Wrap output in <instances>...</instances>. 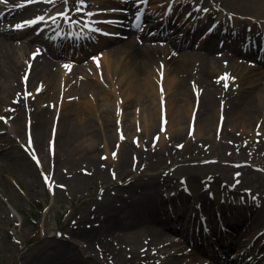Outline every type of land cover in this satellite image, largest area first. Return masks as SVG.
Here are the masks:
<instances>
[{
    "label": "bare ground",
    "instance_id": "bare-ground-1",
    "mask_svg": "<svg viewBox=\"0 0 264 264\" xmlns=\"http://www.w3.org/2000/svg\"><path fill=\"white\" fill-rule=\"evenodd\" d=\"M2 1L0 123L5 121V135H0V166L18 165L30 184L37 182L38 175L66 187L94 174H102L105 180L104 196L93 199L96 205L85 207L77 226L69 229L71 246L50 236L24 250L26 240L14 248V258L21 255L17 264H203L197 249L183 247V238L172 236L181 229V216H215L213 235L220 253L203 229H194L192 237L202 251L209 248L207 252L217 257L235 245L237 258H218L220 264L236 260L260 264L253 251L247 257L245 252L264 226L262 197L253 199L255 209L244 206L239 198L226 196L219 182L203 190L193 171L184 176L188 195L163 175L171 163L178 169L220 156L242 166L251 162L264 168V60L253 67L246 62L264 52V0H199L203 9L208 5L224 14L214 21L216 29L207 33L206 40L197 38L204 24L193 29L196 21L188 37L187 26L174 34L180 26L169 21L181 13L177 0L168 1L163 20L149 22L140 5L127 0V9L120 12L122 23L112 29L97 28L96 20L88 26L80 18L68 28L77 9L93 16L101 7L96 0ZM65 12L68 19L60 15ZM37 17L44 19L34 25L25 23ZM77 39L90 50L112 46L100 62L59 60L85 52L87 46L78 48L73 43ZM105 68L111 81L119 76L117 82L104 81ZM133 106H141L142 111L132 114ZM102 115L106 120L101 125L109 126L113 120L118 124L115 132L108 131L112 141L107 143L106 157L89 143L101 134L97 120ZM133 126L142 130L133 131ZM120 131L128 137L120 136ZM143 132L147 138L136 145L134 137L141 138ZM157 135L160 141L155 145ZM180 138L187 142L176 150ZM52 139L53 152L46 148ZM28 149L40 163L30 159ZM211 176L220 180L218 173ZM242 178L239 173L231 180L240 184ZM174 188L179 192L172 194ZM158 221L160 226L155 225ZM163 221L168 229L161 226ZM240 225L246 227L243 231L251 230V237L245 239L235 231ZM139 231L146 234L140 237Z\"/></svg>",
    "mask_w": 264,
    "mask_h": 264
},
{
    "label": "rangeland",
    "instance_id": "rangeland-1",
    "mask_svg": "<svg viewBox=\"0 0 264 264\" xmlns=\"http://www.w3.org/2000/svg\"><path fill=\"white\" fill-rule=\"evenodd\" d=\"M98 4L101 5L98 8L94 15L88 14L86 12L77 13L76 16L78 18L71 19L69 24H67L68 28H72L75 26L77 20H82L88 26H92L93 20L97 21V28H115L116 25H119L121 20L124 18V15L120 12L126 10L127 8L124 6L127 0H96ZM135 1V5H140V11L145 12L149 15L145 22H149L151 19L155 20H163L166 17V14H163V11L169 9L168 1L170 0H133ZM3 2V1H2ZM178 6L181 8V13L173 16V18L169 21L173 23L172 26H180L177 29H174V34L179 33L182 29L187 26L186 31H184L185 35L188 37L193 33V29L196 24H204V28L197 34V38L204 39L210 35L213 29H216L215 20L217 18H222L224 14H221L220 11H214L213 8L207 5L205 9H200L203 5L199 0H177ZM200 2L201 4L197 3ZM196 3V4H195ZM91 13V11H89ZM195 19V20H194ZM196 21L195 25H192L193 22ZM183 33V34H184ZM81 41V39H80ZM89 42L90 41L88 39ZM165 42V40H162ZM75 46L80 48L83 47L85 52L73 53L71 56L60 57L59 60H62L68 64H91L90 61L100 62L104 59L107 51L112 46V43L103 48H98L95 50H90V47L87 43L82 45L79 40L73 41ZM261 46V45H260ZM261 49V48H260ZM76 55V57H75ZM263 51H258L257 54L253 57H250L246 60L247 65L250 67L260 65V62L264 60ZM77 58V59H75ZM120 75L123 74V70H119ZM119 76L114 75V80L117 82V78ZM104 81L108 85H112V81L110 80L109 73H107L106 68L103 72ZM152 98H156V94ZM167 96V95H166ZM117 106V105H116ZM157 105H152V107ZM161 107V106H160ZM158 109V108H157ZM132 114L135 111H142L141 106H133ZM118 111L117 107L116 110ZM51 114L56 117V112L51 111ZM106 118L104 115L100 119L97 120L99 123V137L93 142H89L91 144H96L100 149V153L102 157H106L109 155L107 153L106 147L107 143L112 141L111 137H108V131L115 132L114 120L113 123L109 126L101 125L102 121H105ZM3 121V120H2ZM5 121L0 123V135H5V127L3 124ZM118 128V127H116ZM142 130V127L139 126L136 130ZM118 130V129H117ZM116 130V132H117ZM186 131V130H185ZM108 134V135H107ZM188 134H194L193 130H189ZM122 137H128L124 131H120L119 133ZM147 137H144V132L141 138L134 137V141L136 145H140L144 142ZM155 145L159 143L160 136L157 135L154 139ZM187 141L185 138H180L175 141V147L177 149H182L185 146ZM55 140L52 139L49 145L51 152H53ZM174 147V148H175ZM173 149V148H172ZM155 150V147L152 148ZM175 150V151H176ZM112 152V150H111ZM110 152V153H111ZM28 153L30 159L39 161L38 156L35 155V152L28 149ZM203 164H194L188 163L175 168L176 164H170L167 168L164 169L163 178L173 186H178L181 192L186 191L184 176L187 175L188 171H193L197 174V181L203 185V190L208 189L209 186L216 183L221 187L222 191L226 194V196H230L231 199L239 198L243 205H250L254 207L253 199H256L258 196L264 199V168L259 165H253V163L248 162L246 165L242 166L236 160L229 161L228 158L220 156L218 158H212L205 160ZM40 163V161H39ZM10 163L6 168H2L0 166V264H17L18 258H14V248L16 245L23 244V241L28 240V244L24 245V250L31 246L38 245L43 240H46L50 236H57L58 240L66 243L68 246H71V237L69 229L77 226L76 219L78 215L84 210L85 207H89L93 204V199L101 198L104 196L103 194V185L105 180L102 174L92 175L90 178H86L82 183L75 184L71 187L61 186L58 184H51L50 179L47 180L40 176H37L36 183H29L25 178V175L19 171V167L16 164ZM49 159L45 162V167L48 169ZM135 165H138V163ZM41 164L38 169H41ZM242 167V169H240ZM213 173H218L220 175V180H215L211 175ZM239 173L244 175L240 184H238V180H231V177L234 175H239ZM189 174V173H188ZM37 175V173H36ZM154 182H158V178H151ZM238 185V186H237ZM172 186V187H173ZM237 187V188H236ZM177 188H174L172 194L175 192H179ZM187 192V191H186ZM207 192V191H205ZM191 195V193H188ZM236 196V197H234ZM245 201V202H243ZM188 202L190 205H193V198L188 197ZM196 204V203H195ZM241 204V203H240ZM45 206L44 211L40 212V207ZM255 209V207H254ZM253 211V210H251ZM41 213V214H39ZM161 220V219H160ZM179 220H183L184 224L181 227V230L177 232L182 233L179 236L185 239L186 235L188 239L191 241H181V245L187 248H194V245H197L195 242L196 238L192 237V229L205 228V231L208 233L209 237H214L213 232L214 228L217 224V219L215 216L213 218H208L207 216H181ZM165 221H163L164 223ZM162 223V224H163ZM205 223V225H204ZM160 221L155 222L156 226H160ZM163 226V225H161ZM188 229L186 230L185 228ZM246 227L240 225L239 228H235V231L238 230L242 232V237L247 239L251 237V230L243 231ZM183 231H185L183 233ZM244 232V233H243ZM236 235L237 232H235ZM146 233L139 231V236L142 237ZM175 236V235H172ZM179 242V241H178ZM216 243L213 241V246ZM251 250L245 252L246 257L251 255V251L256 254L257 258H260V264H264V226L261 227L259 233L254 235V238L251 240ZM236 247L230 249L228 255L235 250ZM75 249L78 250V246L75 245ZM197 253L201 254L197 251ZM210 255V254H209ZM228 255H225L227 258ZM202 257L201 263L203 264H217L214 261H206L203 258L206 257L204 253L200 255ZM156 259L159 258L155 257ZM211 258V257H209ZM230 259V258H229ZM246 261H236L235 264H244Z\"/></svg>",
    "mask_w": 264,
    "mask_h": 264
},
{
    "label": "snow or ice",
    "instance_id": "snow-or-ice-1",
    "mask_svg": "<svg viewBox=\"0 0 264 264\" xmlns=\"http://www.w3.org/2000/svg\"><path fill=\"white\" fill-rule=\"evenodd\" d=\"M0 2H2V0H0ZM29 2H32V0H29ZM47 2H54V0H47ZM80 2L82 3V0H80ZM65 3H67V0H65ZM77 11H79V9H77ZM62 17H64L65 19H68V15L67 13H61L60 14ZM44 18L43 17H37L35 20H32V21H27L25 22L26 24L28 25H34L36 23H38L39 21H42ZM17 28H20L22 27V25H17L16 26ZM65 67H69L68 65H65ZM225 87H227V84H225ZM39 163V161H37ZM47 180V177L45 178Z\"/></svg>",
    "mask_w": 264,
    "mask_h": 264
}]
</instances>
